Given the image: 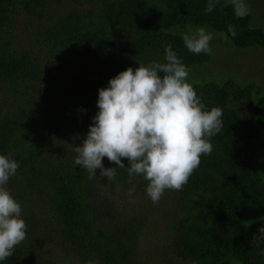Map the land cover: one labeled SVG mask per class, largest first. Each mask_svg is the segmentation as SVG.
Segmentation results:
<instances>
[{"label": "trees", "instance_id": "obj_1", "mask_svg": "<svg viewBox=\"0 0 264 264\" xmlns=\"http://www.w3.org/2000/svg\"><path fill=\"white\" fill-rule=\"evenodd\" d=\"M260 1L246 0L240 19L227 0L207 14L208 0H0V154L20 165L8 188L28 225L0 264H264V85L233 53H264ZM188 25L214 34L210 55L185 47ZM165 45L205 110L222 109L223 128L183 189L153 203L143 176L128 182L126 158L108 181L75 165L72 145L99 90L128 67L164 62Z\"/></svg>", "mask_w": 264, "mask_h": 264}, {"label": "clouds", "instance_id": "obj_2", "mask_svg": "<svg viewBox=\"0 0 264 264\" xmlns=\"http://www.w3.org/2000/svg\"><path fill=\"white\" fill-rule=\"evenodd\" d=\"M219 2L208 0L205 13L212 12ZM227 2L237 18L251 14L246 0ZM228 31L236 36L233 25ZM213 38L214 34L203 26L188 25L182 33L185 47L197 55L212 53ZM188 77L182 59L171 45H165L164 62L139 63V67H128L110 79L108 87L99 90V111L82 144L72 145L74 164L90 176H96L99 170L100 177L114 181L116 169L125 168L126 158L128 182L132 183L134 176H143L153 203H159L166 190H182L199 167L201 157L212 153L210 138L223 128L222 109L205 110ZM105 157L117 167H105ZM19 167L11 154H0V261L12 257L26 239L28 225L21 217V204L8 188ZM134 192L135 186L129 188V197ZM259 232L258 236L264 237V227ZM252 242H257V236Z\"/></svg>", "mask_w": 264, "mask_h": 264}, {"label": "rangeland", "instance_id": "obj_3", "mask_svg": "<svg viewBox=\"0 0 264 264\" xmlns=\"http://www.w3.org/2000/svg\"><path fill=\"white\" fill-rule=\"evenodd\" d=\"M256 5L262 6V3L260 0H254ZM232 49V48H231ZM233 53H235V67L238 68V61L243 63L244 69L249 70V65H252L251 70H254L255 72L250 73L252 75V78H256L259 80L260 84L264 85V53H260V57L252 58L251 52L248 51L247 53H243L241 51L233 50ZM222 58L226 60L225 53H221ZM229 62V65L231 66V72L238 74V77H241L240 73L235 70V67L232 66V61L227 60ZM240 66V65H239ZM233 67V68H232ZM165 224L161 223L160 226L156 225V229L160 230V233H165ZM152 238L147 241L146 247L147 249H151L153 245V239L154 235L151 236ZM157 240V239H156Z\"/></svg>", "mask_w": 264, "mask_h": 264}]
</instances>
